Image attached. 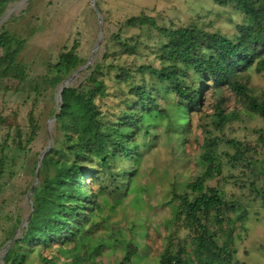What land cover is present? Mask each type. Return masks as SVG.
<instances>
[{
  "label": "trees",
  "instance_id": "obj_1",
  "mask_svg": "<svg viewBox=\"0 0 264 264\" xmlns=\"http://www.w3.org/2000/svg\"><path fill=\"white\" fill-rule=\"evenodd\" d=\"M15 1L0 0V21ZM212 1L220 7L233 5L247 20L237 27L234 39L198 25H179L175 21L161 24L142 14L128 19L126 25L156 34L159 47L154 55L159 67L109 63V53L138 57L141 52L138 39L125 40L116 34L111 39L115 45H106V54L102 60H96L85 82L64 89L62 108L57 107L53 114L60 137L43 159L39 183L33 191V212L30 202L26 206L18 203L22 197L29 198L33 181L23 189L13 186L6 190L16 175L13 166L7 169L6 151L13 136L15 149L28 153L41 126L31 112L27 128H11L0 148V259L13 241L2 264H29L36 255V264H103L98 261L102 247L92 256L80 255L78 247L102 228L95 220L102 211L103 200L120 203L129 196L139 172L133 162L143 157L142 148H149L139 140L148 134L152 118L168 116L161 101L179 100L184 117L183 142L191 131L192 115L203 112L202 98L208 89L216 94L229 88L244 104V115L257 116L264 123V95L253 94L247 75L251 70L264 74V0ZM11 21L0 26V81L24 83L29 79V71L20 56L26 41L8 27ZM78 48L76 43L59 55L57 63L48 64L46 77L51 88L59 89L87 64L78 55ZM113 71L121 96L110 92L106 80H112ZM112 98L118 103L105 110L103 106ZM217 114L220 130L226 122L240 118L235 112L225 115L222 109ZM225 142L236 150L233 156L224 153L229 163L235 166L245 162L255 178L251 186L258 192L257 182L261 178L257 161L240 142ZM221 143L217 137L205 136L199 155L204 173L188 184L184 194L174 195L179 204L176 222L192 232V249L188 252L186 247H179L178 251L166 248L159 264H246L238 259L233 236L236 226L229 217L236 212V204L225 200L218 187L209 185L224 174ZM37 170L38 164L32 169L33 177ZM31 214L27 229L24 225ZM45 251H50V256ZM136 254L137 247L130 244L124 258L116 264H131Z\"/></svg>",
  "mask_w": 264,
  "mask_h": 264
},
{
  "label": "rangeland",
  "instance_id": "obj_2",
  "mask_svg": "<svg viewBox=\"0 0 264 264\" xmlns=\"http://www.w3.org/2000/svg\"><path fill=\"white\" fill-rule=\"evenodd\" d=\"M96 3L104 18V39L93 64L71 81L70 85L75 87L85 82L96 60H102L107 52L106 45L113 48L115 42L111 39L116 34L125 40L135 42L138 39L141 52L138 57L109 53V63L122 67L135 63L159 67L154 55L159 47L158 37L154 32L128 27V19L147 14L161 24L175 21L179 25H198L230 39L236 37L239 25L247 23L233 5L220 7L212 0H96ZM9 19L12 21L8 27L26 41L20 59L28 67L29 79L24 83L0 81V148L11 128H27L31 112L38 119L41 132L28 153L16 150L14 137L10 138L6 151L7 169L13 166L16 175L7 191L13 186L23 189L30 181L36 180L32 169L39 165L41 155L50 146L51 137L53 147L56 138L60 137L53 120L60 87L51 88L46 77L48 64L57 63L59 55L66 49L71 50L76 43L79 44L78 55L88 64L101 32V22L92 0H16L10 4L4 21ZM115 72H112V80H106L110 92L121 96L114 81ZM247 75L253 94L264 95V74L251 70ZM122 88L127 91L126 86ZM202 100L203 112L192 115L191 131L185 142L184 117L179 100L161 101L168 116L165 119L159 116L152 118L148 134L145 131L139 140L141 145L149 148H142L143 157L133 162L139 172L133 180L129 196L120 203L109 198L103 200L102 211L95 220L102 224V228L94 237L80 243V255L92 256L96 249L102 247L98 261L116 264L124 258L132 244L137 247V254L131 264H159L166 248L178 251L179 247H186L189 252L192 249V232L176 222L179 204L174 195L184 194L188 184L204 173L205 166L199 155L205 136H211L222 141L220 152L223 153L224 174L210 181L209 185L218 187L225 200L236 204V212L229 217L236 226L233 236L238 259L246 264H264V123L257 116H245L247 110L244 104L227 87L216 94L208 89ZM117 103L112 98L103 107L109 110L108 107ZM219 109L225 115L235 112L240 118L226 122L220 130L217 128ZM231 140L240 142L244 149L249 150L253 161H257V174L261 178L257 182L258 192L251 186L255 178L246 168V163L233 166L224 154L235 155L236 150L225 142ZM28 202L25 196L18 203L26 206ZM44 254L50 256L51 252L45 251ZM37 261L36 255L29 264H36Z\"/></svg>",
  "mask_w": 264,
  "mask_h": 264
},
{
  "label": "water",
  "instance_id": "obj_3",
  "mask_svg": "<svg viewBox=\"0 0 264 264\" xmlns=\"http://www.w3.org/2000/svg\"><path fill=\"white\" fill-rule=\"evenodd\" d=\"M92 5H93L95 11L98 13V15H99V19H100V22H101V32H100V36H99V42H98L97 48H96V50H95V52H94V54H93V58L88 62V64H87L86 66L80 68L76 73H74L73 75H71L68 79H66V80L61 84V86H60V91H59L58 98H57V105H58L59 110H61V108H62V94H63L64 89L70 85L71 81H72V80H73V79H74V78H75V77H76L81 71H84V70L88 69V68L93 64V60H94V58H95V56H96V53H97L98 49L100 48V46H101V44H102V42H103V39H104V26H103V25H104V18H103V16L101 15V13H100V11H99V9H98V7H97L96 0H92ZM4 20H5V17H3V18L1 19V21H0V25L4 22ZM53 120L56 121V117H55ZM52 147H53V139H52V137H51L49 148H48V149H47V150L41 155V158H40V161H39V165H38L37 174H36V180L34 181L33 186H32V188H31V191H30V194H29V198H28V199H29V202H30L31 205H32V212H33V210H34L33 200H32V198H33V191H34V188L36 187V185L39 183V174H40L39 171H40V169H41L42 162H43V159H44L46 153L49 152V151L51 150ZM31 216H32V214L29 216L28 221H27V222L25 223V225H24L27 229H28V227H29V222H30V220H31ZM12 243H13V241H11V242L7 245V247L4 249V254H3V256H2L1 259H0V264L3 263V260H4V258L6 257L7 252H8V249H9V247L11 246Z\"/></svg>",
  "mask_w": 264,
  "mask_h": 264
}]
</instances>
